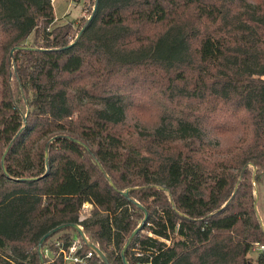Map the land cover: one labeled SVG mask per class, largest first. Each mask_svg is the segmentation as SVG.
Returning a JSON list of instances; mask_svg holds the SVG:
<instances>
[{
  "label": "trees",
  "instance_id": "1",
  "mask_svg": "<svg viewBox=\"0 0 264 264\" xmlns=\"http://www.w3.org/2000/svg\"><path fill=\"white\" fill-rule=\"evenodd\" d=\"M88 17L0 0V264H63L72 242L87 264H264V0ZM62 225L84 241L64 227L38 252Z\"/></svg>",
  "mask_w": 264,
  "mask_h": 264
},
{
  "label": "rangeland",
  "instance_id": "2",
  "mask_svg": "<svg viewBox=\"0 0 264 264\" xmlns=\"http://www.w3.org/2000/svg\"><path fill=\"white\" fill-rule=\"evenodd\" d=\"M52 8L54 20L50 26L51 28L58 24L70 21L73 23V30L76 31L81 26L82 22L88 18V15L92 9V0H52ZM78 15H81V17H78ZM33 38L34 35L30 34L24 41L23 45H31ZM256 192L257 200L255 207L264 227V179L260 184L256 185ZM56 237L57 236L55 235L52 237V239H55ZM254 248V251L248 255L252 261V264H254L253 261L257 252L256 246Z\"/></svg>",
  "mask_w": 264,
  "mask_h": 264
},
{
  "label": "built area",
  "instance_id": "3",
  "mask_svg": "<svg viewBox=\"0 0 264 264\" xmlns=\"http://www.w3.org/2000/svg\"><path fill=\"white\" fill-rule=\"evenodd\" d=\"M91 209H92L91 204L87 202L81 204L79 221L86 218L85 216H88L87 214L90 212ZM54 246L58 247V252L63 264H87V259L91 256L90 252L86 253L84 256L81 257L76 255V250H77L76 242H72L67 248H62V246L58 243H55ZM258 249L263 250L264 247L261 246ZM44 254H46V251H44ZM136 264H141V263H136Z\"/></svg>",
  "mask_w": 264,
  "mask_h": 264
},
{
  "label": "water",
  "instance_id": "4",
  "mask_svg": "<svg viewBox=\"0 0 264 264\" xmlns=\"http://www.w3.org/2000/svg\"><path fill=\"white\" fill-rule=\"evenodd\" d=\"M88 20L90 19V17H88L87 18ZM124 196H126V194H124ZM256 200H257V197L255 198V202H254V206H255V204H256ZM136 207L138 208V209H140L142 212H143V219H142V221H141V223L137 226V228L130 234V236L128 237V239H127V241H126V243L124 244V246H123V248H122V250H121V256H123V252H124V250L127 248V246H128V244H129V242H130V240L132 239V237L137 233V231H139L140 230V228H141V225L144 223V221H145V218H146V213L138 206V205H136ZM64 227H70L72 230H74V232L79 236V238L82 240V241H84V237H83V235H82V232H81V230H80V228L77 226V225H69V226H66V225H62V226H60V227H57L55 230H51L50 232H48V233H46L40 240H39V242H38V252H39V249H40V245H41V243L46 239V238H48V237H50L52 234H54V232L55 231H57V230H59V229H62V228H64ZM100 258H101V260H102V262L104 263V264H106V261H105V259H104V257H103V255L97 250V249H95V248H91Z\"/></svg>",
  "mask_w": 264,
  "mask_h": 264
},
{
  "label": "crops",
  "instance_id": "5",
  "mask_svg": "<svg viewBox=\"0 0 264 264\" xmlns=\"http://www.w3.org/2000/svg\"><path fill=\"white\" fill-rule=\"evenodd\" d=\"M87 1V0H86ZM51 5H52V0H51ZM53 9V8H52ZM78 17H81V15H78ZM69 23L73 24L72 22L68 21Z\"/></svg>",
  "mask_w": 264,
  "mask_h": 264
}]
</instances>
